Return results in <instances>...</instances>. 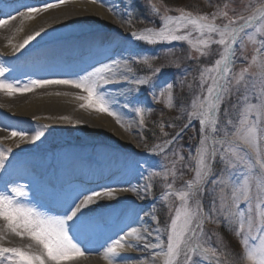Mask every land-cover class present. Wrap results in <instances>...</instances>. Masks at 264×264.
Returning <instances> with one entry per match:
<instances>
[{"label": "snow or ice", "instance_id": "obj_1", "mask_svg": "<svg viewBox=\"0 0 264 264\" xmlns=\"http://www.w3.org/2000/svg\"><path fill=\"white\" fill-rule=\"evenodd\" d=\"M64 0H57L56 3H45L42 8L31 7L21 4L20 7L27 8L29 16L42 10L62 4ZM123 20L128 18V22L135 18L136 10L130 4H125V10L121 12L117 6L110 5ZM152 13L160 20V27H150L141 32L133 31L129 33L134 41H141L148 45L171 44L172 42L187 41L192 47L200 52L201 56L211 45L217 44L222 48L219 58L215 60L210 67L202 69L200 73V87L203 90L205 84L206 94L202 92V99L199 103L193 102V111L189 116V123L185 129L191 126V121L198 118L200 124V143L195 151V156L189 153V158L195 160V177L187 182L186 190L172 191V184H168V192H165V198L169 194H174L180 202L176 208L175 214L166 229V247L162 239V233L165 231L159 227L149 230L145 228L148 236H153L157 243L144 244L145 250H151L153 255V264L156 260L163 259V264H208L215 261V264H226L223 253L212 246H203L200 241L204 238V222L208 216L216 215L217 217L223 212L225 223L231 222L235 215H239V228L237 235L242 236L240 243L245 250V259L247 264H264V62L258 65L259 72L253 71L250 78L255 81L259 75L260 95L254 96L258 103H249L244 109L238 123H234L231 118L227 119L223 125L217 122L218 111L222 102L233 91L239 94V87L233 88L231 82V65L235 60L234 45L240 43L243 48V36L248 40H255L257 33L261 35V47L258 52H264V2L259 3L256 7L247 10L246 15L227 18V13L222 14L226 23L217 24V17L213 15L211 19L206 15H196L180 11L179 15H168L166 10L164 14H159L154 7ZM3 15V13H0ZM23 15V13H21ZM6 21L0 19V25ZM191 28L198 35L199 39L193 43L187 34ZM255 29V32H248L249 29ZM34 32L27 36L23 42L14 49L19 52L24 49L31 41L41 35ZM144 55L145 63L148 62L147 54ZM135 59L136 57H132ZM120 58L111 60L108 64L96 67L84 75L75 74V78L63 79H28L21 86L20 81L6 82L3 77L8 72V68L0 65V91H6L7 95L12 96L15 93H24L32 91L34 88L46 85H68L81 89L86 95H80L77 98L84 101L81 108L106 113L117 119L121 123L119 114L115 109L117 101L114 98L113 91L108 89L111 84L127 82L135 85V88H126L123 91H117L116 94L130 96L133 92L139 91L141 86H148L153 89L152 94L155 96L154 76L141 78H129L122 76L119 80L114 79L116 72L114 69L120 65ZM123 65L127 66V59L123 60ZM129 71H131L129 69ZM161 68L155 72L158 74ZM241 70L236 77V83L244 78V72ZM210 81V83H208ZM171 83L167 84L162 90L168 92L169 101L172 99ZM245 86V92L247 91ZM253 89L256 84L250 85ZM158 98V97H157ZM241 96L240 99H244ZM130 105L125 103L123 107L128 108ZM143 109L135 107V112L139 117L141 130L145 121ZM227 116V110L225 111ZM61 119H69L61 117ZM48 127L47 125L41 126ZM234 129V130H233ZM163 130V129H161ZM176 134L172 140L165 142L170 145L178 139L182 133ZM43 130H38L30 139H27L24 131H12V137H20L21 140L29 144H36L44 136ZM12 148H0V168H7L10 161ZM165 148H160L159 153L153 151L154 155L163 153ZM216 157L223 163L219 178L212 180L213 185H222L223 189H231V200L233 209L226 207L223 190L220 194V207L215 205L213 199L212 208L205 212L197 197L202 196L205 191V183L212 172V165ZM183 159V157H181ZM139 166V162L136 163ZM244 170L242 183L233 179V174L237 169ZM173 176L176 175L173 171ZM150 175H159V173H150ZM142 179L147 177L142 176ZM253 181L256 187L253 189ZM152 185L146 184L143 188L136 186L124 188L123 191H132L140 196L141 192L150 194ZM87 189L82 184H68L59 187L53 186L48 189V195L62 209L61 214H51L48 209L41 210L36 204L30 202H21V198L29 195L27 186L19 183L7 184L0 188V221L4 222L3 229H0V241L5 239L8 233L17 237H27L32 243L25 247L10 246L6 247L0 244V264H76V261L85 255L86 249L82 246V239L86 238L90 231L100 228L110 217L117 215L116 210L107 209L103 214L92 212L94 205H98L104 197L114 198L113 189L103 188L97 191H91L90 194L84 195L83 199H77ZM143 198V197H141ZM195 201V203H193ZM244 204V208L240 205ZM73 205H75L73 207ZM70 209V211H68ZM156 220V216L151 217ZM218 222V221H217ZM128 236H135L139 241L142 238L137 229L133 228L124 236L112 241L104 251V258L108 264H114L125 247L132 248L139 245L128 242ZM259 241L256 243L255 241ZM157 249H159L157 251ZM229 264H238V260L233 257Z\"/></svg>", "mask_w": 264, "mask_h": 264}, {"label": "bare ground", "instance_id": "obj_2", "mask_svg": "<svg viewBox=\"0 0 264 264\" xmlns=\"http://www.w3.org/2000/svg\"><path fill=\"white\" fill-rule=\"evenodd\" d=\"M9 1L0 0V4L4 6ZM32 2H37L34 3L37 4L36 7L43 6L42 3L38 4L39 0H12L8 4L9 9L0 15V19L6 21L4 25H0V65L8 68L3 77L6 82L20 81L22 86L28 79L75 78L77 73L84 75L117 58H120L121 63L114 69V79L119 80L122 76L132 78L122 63L127 54L124 50L129 49L132 39L127 33L126 17L122 20L110 7L115 5L123 12V1L71 0L29 16L27 10H23L20 5ZM14 9L18 14L9 16ZM4 29L6 30L3 31ZM41 29L44 31L40 36L24 49L14 52L27 36ZM131 87L135 85L127 82L108 86L118 102L114 110L118 112L123 128L116 126L117 119L106 113L81 108L80 105L84 101L77 97L86 93L72 86L46 85L12 96L7 95L6 91H0V142L7 141L10 145L12 131H24L27 139H30L42 125L70 124L74 130L81 132V139L86 144L83 157L85 160H78L75 157L78 154L72 146L74 138L70 142L68 136L64 139L57 134V140H47L45 143L53 146L54 150L51 153L43 151L46 159L37 164L39 168L47 170L45 176L20 167L19 170L9 173L14 164H21L19 160L22 157L33 153L12 151L10 155L13 164L7 169L8 174L0 182V188L6 184L9 187L15 183L23 184L27 186L29 195L21 198V202L36 204L41 210L48 209L51 214L57 215L61 214L62 209L48 195L50 187L84 185L87 191L81 194L77 203L91 191L103 188L116 190L114 198L104 197L98 205L93 206L92 212L103 214L105 210L113 209L118 214L110 217L99 228L95 237L82 245L89 250L76 264H108L103 255L105 249L112 241L124 236L133 228L139 231L142 238L146 237V240L137 241L135 236H128V242L139 246L125 247L114 264H153L152 251L145 250L144 244L156 242L153 238L155 233L148 236L145 232V228L152 230L155 223L151 219L150 211L145 209L144 202L136 201V198L144 199L147 194L141 192L138 196L135 192L122 190L133 186L143 188L140 179L127 176L126 172H123L126 168L125 156L136 154L135 136L131 133L132 125L125 116L131 112L129 107H123L125 103L130 105L133 94L124 96L116 92ZM123 129L128 133L123 132ZM19 141L26 145L20 138ZM34 174H37L41 181ZM3 227L4 222L0 221V229ZM31 243L29 238L17 237L11 233L0 241V244L6 247H25ZM160 263L163 264L162 258L155 261V264Z\"/></svg>", "mask_w": 264, "mask_h": 264}, {"label": "rangeland", "instance_id": "obj_3", "mask_svg": "<svg viewBox=\"0 0 264 264\" xmlns=\"http://www.w3.org/2000/svg\"><path fill=\"white\" fill-rule=\"evenodd\" d=\"M121 1L126 4V0ZM155 1L156 0H127V3L136 10V13L142 15L144 14V18L149 17V24L147 27L136 32H141L147 28L154 27L152 24L157 26L156 28L160 27V20L157 19L151 11L153 7L158 10L159 14H164L166 10H169L167 14L171 16L179 15L181 10L192 13L194 16L206 15L210 19L213 15H215L217 17L216 23L223 24L226 23V19L222 18L223 13H227V18L246 15L247 10H250V8L256 7L259 3L264 2V0H221L220 6L214 9L211 8V12H209L206 11L209 7L207 0H178L175 3L169 4L161 0H157V7ZM141 7L142 9H140ZM125 21L128 24L127 33L135 31L134 27L138 23H142L134 19L128 22L127 17L125 18ZM5 30L6 29L3 31ZM247 31L254 33L255 29L252 28ZM181 34H187L193 43L199 39V35L191 28L187 30V33L182 32ZM242 39L244 41L243 48L240 46V43H237L234 47L233 52L235 60L231 65L232 72L230 77L233 88L235 89L236 87H239L240 92L237 94L234 90L233 93L230 96H227L222 102L217 117L219 125H223L229 118H231L234 123H238L247 105L249 103L259 102L254 99V96L261 94L259 88L260 78L259 75H257L255 81H253V79L250 78V74L253 71L258 73V65L261 62H264V52L257 51L261 47V35L257 33L255 40H248L246 35L243 36ZM143 46L144 50L140 51L139 47L142 48ZM129 48L130 49L127 51L128 56L124 58L122 57V63L124 59H127V66H125V70L132 78L153 76L155 70L157 68H161V73L153 81L156 82L154 83L155 96L152 94L153 89L150 88V91L147 90L149 100H145V102L139 105L137 101L138 98L141 97L140 92L144 86L140 87L138 93H132L133 99L131 100L129 106L131 113L125 116L128 123L132 125L131 133L135 136L134 150L138 155L132 160H128L125 164L126 169L130 170L134 174L140 175L139 179L142 180V176L147 177V179H143V182H141L143 187L149 183L152 185V194H147L144 199L136 198V201H143L146 205V209L150 211V214H152V216H156L157 219L153 220L155 224H153L152 229L159 227L165 230L170 224L176 208L180 206V202L174 194H169L167 198H165V192L169 191L167 185L172 184L173 192L177 190H186L187 182L195 177V160L189 158V153L191 152L192 156H195V151L199 146L201 138L200 124L198 118H196L191 121V126L186 129L185 125L189 123L188 114L194 110L193 102L198 104L200 99H202V92L203 94H206L207 83L202 90L200 87V73L202 69L210 67L214 64L215 60L219 58L222 48L217 44H213L206 49L205 54L201 56L200 52L197 51L196 48L192 47V45L187 41L172 42L171 44L148 45L141 41H134L133 39H130ZM145 48L152 49L145 51ZM142 54H147V63H145L144 55ZM132 57L136 58L133 59ZM135 65L140 66L141 69L144 70V73H138L135 69ZM129 69L131 71H129ZM244 69H247L248 71L244 72V78L240 80L237 85L236 77L239 75L241 70ZM161 76H163V79L158 81ZM169 83L173 85L171 101H169L167 91H164V94L161 95L162 90H164L165 86ZM208 83H210V81ZM253 83L256 84L255 89L250 87ZM245 86H249L247 87L246 92ZM241 96H245V98L240 99ZM135 107H141L144 110L143 117L145 124L142 130L139 125V117L135 112ZM226 110L227 116L225 115ZM122 114H124V112H122ZM115 125L123 128V124L117 123V121H115ZM182 125H184V132L182 135L176 139L174 143L166 145V141L172 140V138L175 137H172L171 134H174L177 127ZM38 130H43L45 134L41 137V140L37 141L34 145L29 143L24 145L19 141L20 137H12L10 145L9 142L2 141L0 143L3 145H0V148H12V150L16 152L36 150L39 151V153H42L43 151L49 150L46 149L48 144L45 142L47 140H57V134H59L60 138L68 136L70 142H72V138H75L79 141L77 143H84L80 136L81 132L74 130L73 126L70 124L59 126L49 125L46 128L40 127L37 131ZM142 131L144 132V137L146 134H150V144L146 142V140L144 142ZM123 132L128 133L124 129ZM160 148H165V151L154 155L153 151L159 153ZM181 157H183V159H181ZM38 158L46 159L43 155H38ZM125 161L126 160H124V162ZM137 162H139V166H136ZM222 167L223 163L219 161V157H216L212 165L210 177L204 186V194L197 197L206 213L212 208L214 198L216 207H220V194L222 190L226 198L225 203L230 204L228 209L231 210L233 208L232 200H230L231 189L229 188L225 190L222 185L214 186L212 183V180L220 177V170ZM173 171L176 173L175 176L172 174ZM157 172L159 175H150V173ZM243 176L244 170L240 168L233 174V179L242 183ZM154 185L156 186L154 187ZM252 187L255 189V181H253ZM155 188L161 190V193L157 197H153ZM193 203H195V201H193ZM244 209L246 212V208ZM223 215V212H221L218 217L213 215L205 218L203 225L205 233L204 237H208L212 240L214 238L216 244H219L216 248L221 252V254L225 253V248L226 251L230 252V257H223L226 264H229L233 257L236 256H238L236 257L238 264H247L245 259V250L242 244L240 243V246H238V243L233 241V239L237 240L236 238L233 237V239L231 238L232 240L230 239V234H232L231 231H229L230 234L224 235L225 232L230 230V222L226 224L223 219ZM162 216H164L163 223L166 227L162 225ZM210 218H212L213 224L211 223ZM233 218H236L235 222L233 221L234 227L236 228V234L237 229L239 228V218L237 215ZM220 226H222V229H219ZM236 236L238 235L236 234ZM162 239L164 242H167L166 234H164V232L162 233ZM203 239L200 241L202 245H204ZM230 241H233L234 243L232 248L229 247ZM155 243H157V241ZM257 243H259V241ZM164 246L166 247L165 243ZM158 250L159 249H157V251ZM212 263L215 264V261Z\"/></svg>", "mask_w": 264, "mask_h": 264}, {"label": "trees", "instance_id": "obj_4", "mask_svg": "<svg viewBox=\"0 0 264 264\" xmlns=\"http://www.w3.org/2000/svg\"><path fill=\"white\" fill-rule=\"evenodd\" d=\"M163 2H166L167 4L169 3H175L178 0H161ZM219 0H209V3H211L210 6H214Z\"/></svg>", "mask_w": 264, "mask_h": 264}]
</instances>
